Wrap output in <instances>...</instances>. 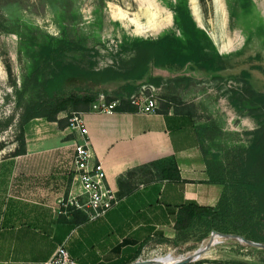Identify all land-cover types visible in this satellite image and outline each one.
I'll use <instances>...</instances> for the list:
<instances>
[{
    "label": "rangeland",
    "instance_id": "1",
    "mask_svg": "<svg viewBox=\"0 0 264 264\" xmlns=\"http://www.w3.org/2000/svg\"><path fill=\"white\" fill-rule=\"evenodd\" d=\"M155 42L173 65L152 66L138 81H113L100 89L67 86L53 95H92V105L103 96L123 104L146 86L160 110L194 119L201 147L217 157L212 169L220 178L228 181L240 172L241 156L255 145L264 147V0H0V120H14L0 136L5 145L0 184L23 182L21 194L45 204L40 208L46 212L64 214L79 190L71 119L91 105L70 102L56 121L38 118L25 125L24 135L20 116L31 104L48 102L49 81L62 67L125 70L138 46ZM125 88L133 94L118 98ZM28 139L46 148L17 156ZM154 177L147 174L144 180ZM230 238L199 226L164 245L158 258L142 261L187 264L209 250L210 262L264 264V245Z\"/></svg>",
    "mask_w": 264,
    "mask_h": 264
},
{
    "label": "crops",
    "instance_id": "2",
    "mask_svg": "<svg viewBox=\"0 0 264 264\" xmlns=\"http://www.w3.org/2000/svg\"><path fill=\"white\" fill-rule=\"evenodd\" d=\"M81 113L87 135L76 131L73 142L89 141L92 164L102 165L108 184L118 193V204L96 220L82 211L54 215L40 208L45 204L21 194L23 182L1 183L0 264H54L60 249L75 264H136L176 238L180 206L190 202L218 206L224 187L210 183L199 132L189 114L159 108L154 113ZM45 148V143L28 139L25 156ZM170 158L177 163L180 182L144 180L147 173L135 171ZM36 172L31 175L40 174ZM208 251L192 261H208Z\"/></svg>",
    "mask_w": 264,
    "mask_h": 264
},
{
    "label": "trees",
    "instance_id": "3",
    "mask_svg": "<svg viewBox=\"0 0 264 264\" xmlns=\"http://www.w3.org/2000/svg\"><path fill=\"white\" fill-rule=\"evenodd\" d=\"M174 63L175 60L164 50L162 44L155 42L138 46L135 55L125 70L109 68L102 71L77 72L70 67H62L59 73L49 81L47 90L50 99L48 102H35L27 107L20 116L19 126L22 135H24L25 125L35 119L46 118L50 121H56V115L63 111L64 107L70 102L78 103L83 101L86 105L92 106L91 103L95 99V96L92 95L82 98L76 95H71L69 98H56L57 96L53 95L56 89L61 90L64 87L74 85L100 89L113 81H138L147 75L150 67H163ZM133 91L131 88H125L121 93H118V98L124 99L126 95L130 97ZM106 100L111 103L116 99L107 98ZM90 109L83 111H90ZM115 110L117 112L131 113L138 111L128 100L124 101ZM13 125L14 120L12 118L0 120V136ZM4 149L5 145L0 143V152ZM201 149L210 174V183L222 185L224 191L217 207H200L194 202L180 206L175 224L176 238L170 240V244H175L181 236L201 226L207 232L218 231L224 235H230L232 237L230 239L233 240L236 239L235 237L242 236L252 244L264 245V147L255 145L251 150H247L246 155L241 156L240 172L234 173L228 181L220 178L212 169V162L217 157L210 155L203 147ZM25 153L24 144V149L18 152L17 156ZM135 171L149 175L153 173L164 180L175 182L182 180L174 158L156 161ZM134 172L129 173L128 176ZM76 212L72 210L69 211V214ZM206 263L208 261L198 260L190 261L187 264ZM222 264L247 263L240 260H229Z\"/></svg>",
    "mask_w": 264,
    "mask_h": 264
},
{
    "label": "built area",
    "instance_id": "4",
    "mask_svg": "<svg viewBox=\"0 0 264 264\" xmlns=\"http://www.w3.org/2000/svg\"><path fill=\"white\" fill-rule=\"evenodd\" d=\"M129 103L137 108L139 112L154 113L158 109V103L153 94H148V89L143 86L141 91L132 95L128 99ZM119 100L109 103L103 96L95 104L91 106L90 111L96 113H113L116 108L121 106ZM71 127L73 130L80 132L83 136L87 135V130L82 118V113H76L71 119ZM93 154L90 143L85 138L81 143L76 144L75 148V171L76 182L79 192L69 197L65 206L64 215H68L69 211H82L88 219L96 220L105 216L119 202V196L107 182L106 173L101 164H92ZM156 250L155 257L158 258ZM171 253L169 254V257ZM141 259L136 264L144 263ZM170 264H174L175 260H171ZM54 264H75L72 262L66 252L60 249L57 256L53 260Z\"/></svg>",
    "mask_w": 264,
    "mask_h": 264
},
{
    "label": "bare ground",
    "instance_id": "5",
    "mask_svg": "<svg viewBox=\"0 0 264 264\" xmlns=\"http://www.w3.org/2000/svg\"><path fill=\"white\" fill-rule=\"evenodd\" d=\"M200 254H197V255H195L193 258H195V257H197V256H199ZM192 258V259H193ZM190 261H192L191 259L190 260H187L186 261V263H189ZM148 262H150V261H146V262H144V263H141V264H148ZM149 264H152V263H149Z\"/></svg>",
    "mask_w": 264,
    "mask_h": 264
}]
</instances>
